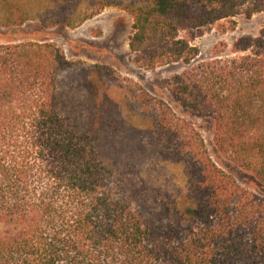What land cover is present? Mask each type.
<instances>
[{
	"label": "trees",
	"instance_id": "obj_1",
	"mask_svg": "<svg viewBox=\"0 0 264 264\" xmlns=\"http://www.w3.org/2000/svg\"><path fill=\"white\" fill-rule=\"evenodd\" d=\"M148 1L93 0L87 19L126 10L137 65L184 64L167 89L214 121L218 150L264 189V32L239 37L229 53L220 43L201 62L193 43L264 13V0ZM0 10L8 33L30 20L62 21L28 0H0ZM71 66L53 42L0 43V264H264V196L220 167L196 127L166 104L137 144L82 129L62 112L59 79ZM108 147L132 155L120 161ZM156 158L180 168L173 188L142 171Z\"/></svg>",
	"mask_w": 264,
	"mask_h": 264
},
{
	"label": "rangeland",
	"instance_id": "obj_2",
	"mask_svg": "<svg viewBox=\"0 0 264 264\" xmlns=\"http://www.w3.org/2000/svg\"><path fill=\"white\" fill-rule=\"evenodd\" d=\"M125 1L137 6L149 4L148 0ZM28 4L30 8L37 9L31 11L43 12L49 18L56 16L54 20L58 18L61 23L48 26L38 20H30L23 26L14 27L10 33L0 29V43L13 40L53 42L63 50L72 64L61 72L59 79L64 116L82 129L95 132L101 141L112 145L120 142L133 145L140 139H149V127L157 121L159 107L166 104L196 127L220 167L234 175L245 189L264 196V189L254 175L218 150L214 121L183 107L167 89L165 81L184 72L187 67L174 63L149 70L134 62L129 47L133 18L126 10L110 7L87 19L88 14L95 11L91 10L93 0H49L46 2L49 10H45L46 5L42 6L39 0H28ZM234 20V31L222 34L213 27L196 37L193 43L201 50L197 62L213 59L220 43L229 46V53L239 37H256L264 32V13L252 18L241 15ZM68 21L72 25H68ZM138 129L143 130L139 137L136 135ZM110 150L109 147L106 149L110 157L120 161L132 155L126 149L120 150L117 156ZM143 164L142 171L157 180V185L170 189L180 182L181 170L177 166L158 158Z\"/></svg>",
	"mask_w": 264,
	"mask_h": 264
}]
</instances>
